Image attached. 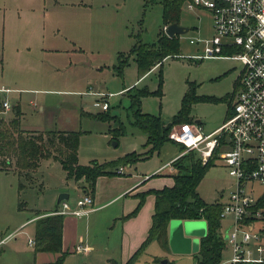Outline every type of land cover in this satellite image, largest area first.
I'll list each match as a JSON object with an SVG mask.
<instances>
[{
	"label": "rangeland",
	"instance_id": "obj_1",
	"mask_svg": "<svg viewBox=\"0 0 264 264\" xmlns=\"http://www.w3.org/2000/svg\"><path fill=\"white\" fill-rule=\"evenodd\" d=\"M27 3L34 8L27 7ZM178 24L188 28L184 34L176 35L179 55L166 56L160 66L139 76L131 56L121 72L115 66L118 55L126 56L135 43L155 41L162 29L159 0L146 5L144 0H0V85L15 88L5 97L11 107L19 108L20 128L79 131L77 163L96 161L107 168L106 161L141 149L142 138L137 136L140 132L131 124L128 94L145 88L150 94L139 99L140 111L158 115L167 123L177 114L187 86L192 85L195 95L210 99L191 104L188 117L193 126H200L203 134L210 132L217 121L220 124L224 119L241 65L229 58L184 56L202 53L201 44H190L189 38L202 39L212 34L206 10L187 11L181 7ZM158 73L160 96L151 94L157 89ZM104 99L105 110L91 105ZM9 110L1 114L3 119L7 120ZM106 110L116 121H101L86 115ZM117 122L123 132L110 139ZM177 126H172L168 133ZM171 143L175 146L165 143L166 149L183 152L182 144L173 140ZM154 162L152 157L136 164L135 169L124 164L112 169L119 174L118 168L126 167L130 173L139 174L145 173ZM74 184L82 194L85 182L67 179L59 164L51 159L40 160L29 177L0 171V264H22L32 259L33 250L28 245V240H32V224L21 223L36 212L54 211L60 193H67V202L72 204L77 196L72 189ZM232 184L217 152L195 190L204 202L211 203L221 201ZM252 186L254 195L262 191L260 185ZM106 212L102 213L104 217ZM101 218L100 214L95 218L90 232L102 235L112 229L111 223L103 224ZM226 224V220H220L221 229ZM98 247L89 261L81 254H74L67 264H105L97 253ZM230 256L225 245L218 264H229ZM194 262L192 255L172 254L152 240L131 264ZM42 264L47 263L42 260ZM108 264H120L118 254Z\"/></svg>",
	"mask_w": 264,
	"mask_h": 264
},
{
	"label": "trees",
	"instance_id": "obj_2",
	"mask_svg": "<svg viewBox=\"0 0 264 264\" xmlns=\"http://www.w3.org/2000/svg\"><path fill=\"white\" fill-rule=\"evenodd\" d=\"M145 5L153 0H144ZM184 0H159L161 27L170 23L179 22L181 5ZM160 28L154 42L135 43L126 56L118 55L115 69L121 72L123 65L131 56L139 76L147 73L152 67L160 66L166 56L179 55V42L176 35L167 37ZM160 74L158 73L157 89L151 94L160 96ZM235 90V89H234ZM150 94L145 88L135 89L128 94L131 124L144 135L143 147H148L140 155L135 152L125 153L116 160L103 163L90 161L87 164L77 163V144L79 131H36L25 130L19 126L20 111L17 105L11 107V117L7 120L0 115V171H11L19 176L29 177L38 167L39 161L51 159L56 161L65 172L67 179L77 182L82 179L85 186L83 193L93 194L94 182L100 175H115L114 167L118 164H133L137 160L149 157L157 151L163 143L171 142L167 137L172 126L191 123L188 117L190 105L198 100H209V97L197 96L194 87L188 85L180 99V108L177 114L167 123H163L158 115L140 111V98ZM233 93L230 98H232ZM1 104V100H0ZM230 113L227 107L224 118ZM101 121L113 120L115 116L106 111L95 114H86ZM118 124V122H117ZM123 132L118 124L111 130L110 139H114ZM215 151L210 158L201 163L192 151L185 152L172 162L175 172L171 175L172 185L160 189H149L137 195L135 207L124 216L134 215L143 203L146 194L153 195V208L150 215V224L144 239L137 249L123 264H131L144 247L155 240L163 249L167 247V228L171 220H196L204 223L205 233L198 239L197 251L193 254L196 264H218L224 242L219 234L220 211L222 204L219 201L204 202L196 193V186L203 173L211 165ZM110 167V168H109ZM177 170V171H176ZM21 186V185H20ZM264 196L257 199L254 208L263 206ZM36 214H39L36 212ZM62 215L44 214L34 221L33 249L37 252H60L61 247ZM64 253H60L52 264H61ZM253 264V263H241Z\"/></svg>",
	"mask_w": 264,
	"mask_h": 264
},
{
	"label": "built area",
	"instance_id": "obj_3",
	"mask_svg": "<svg viewBox=\"0 0 264 264\" xmlns=\"http://www.w3.org/2000/svg\"><path fill=\"white\" fill-rule=\"evenodd\" d=\"M181 7L206 10L212 32L207 38H189L190 44H201L202 53L184 56L229 58L237 60L241 69L230 113L217 128L203 134L198 124L183 123L172 129L168 138L184 146L181 155L192 151L202 164L218 152L233 180L219 214L220 220L230 219L224 238L221 233L231 252L228 262L264 264V203L254 208L257 199L264 196V0H184ZM91 105L107 108L105 99ZM8 109L7 101H1L0 115ZM253 183L262 187L257 195ZM91 209L92 197L82 193L72 204L60 201L48 214L80 216ZM74 250L85 247L76 245Z\"/></svg>",
	"mask_w": 264,
	"mask_h": 264
},
{
	"label": "crops",
	"instance_id": "obj_4",
	"mask_svg": "<svg viewBox=\"0 0 264 264\" xmlns=\"http://www.w3.org/2000/svg\"><path fill=\"white\" fill-rule=\"evenodd\" d=\"M26 6L34 8V6L30 5L29 3H27ZM26 80L27 79H25V83H29ZM12 89L15 88H8L0 85V100H5L8 103L5 95L9 92H13ZM121 90L123 91V89H120L119 91ZM10 107L11 105H9V108ZM9 111L11 112V110ZM10 117L11 113L7 119ZM194 122L199 123L198 120H195ZM220 124L219 121H217L211 131L217 128ZM137 136L142 138V143L140 145L141 149L139 151L132 150L130 152L143 153L148 148L142 146L145 137L141 133H138ZM165 143L172 144L171 142ZM165 143H163L162 146L157 151L153 152L149 157L137 160L133 164L125 165L128 168L132 166L133 169H135L136 164L140 162H147L151 160L152 157H154V164L149 167L145 173L133 174L130 173L126 167H124L119 174L116 173L115 175L111 176L100 175L96 177L93 194L91 196L92 209L88 213L80 216H73L69 214L62 215L60 252H37L33 249L34 221L38 217L49 213L52 210L40 211L38 212L39 214L35 213L32 217L22 222L21 225L26 222L32 224L31 232L33 241L32 244H28L30 249L33 250V257L22 264H42V260H44V263L52 264L60 255V253H64L61 264H67V260H69L74 254H81L86 260L89 261L93 256V251L98 247L99 244L100 245L97 249L99 252L97 253L99 254V257L103 263L108 264L111 257L115 254H118L119 263L123 264L140 245L150 224V215L153 208L152 194L145 195L142 205L134 215L124 218V216L135 207L137 203V195L149 189H160L163 186L172 185L171 175L175 172L172 161L181 155V152L178 150L170 151L166 149L167 147L164 146ZM164 150H166L165 153ZM74 185L75 186L72 189L75 191V195L78 196L81 194V191L77 189L76 184ZM226 194L227 193L224 194L223 199L219 202L225 201ZM119 202H121V205H119ZM113 203L117 204L110 208L109 206ZM104 212H106L105 217L102 215ZM99 214L100 217H102L100 222L103 224L109 223V225L111 223V226L109 227L112 228L102 235L99 234V232H90L92 222L95 224V218L99 216ZM224 220L227 222L225 228L221 229L219 227L218 230L220 236L221 233L223 234V238L225 236L224 231L229 227L230 224V219L228 217L224 218ZM76 245L85 247V250L75 251L74 247ZM188 254L192 255L193 257L194 253L191 252ZM194 264H196V261Z\"/></svg>",
	"mask_w": 264,
	"mask_h": 264
},
{
	"label": "water",
	"instance_id": "obj_5",
	"mask_svg": "<svg viewBox=\"0 0 264 264\" xmlns=\"http://www.w3.org/2000/svg\"><path fill=\"white\" fill-rule=\"evenodd\" d=\"M188 31L175 22L163 27L167 37L181 35ZM67 193H60L56 198V205L62 200H67ZM205 233L204 224L196 220H171L167 228V246L174 254L195 253L198 248V239ZM165 262V261H164Z\"/></svg>",
	"mask_w": 264,
	"mask_h": 264
}]
</instances>
